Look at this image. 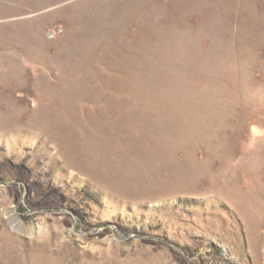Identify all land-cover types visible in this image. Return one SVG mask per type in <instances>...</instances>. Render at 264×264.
I'll return each mask as SVG.
<instances>
[{"label": "rangeland", "instance_id": "rangeland-1", "mask_svg": "<svg viewBox=\"0 0 264 264\" xmlns=\"http://www.w3.org/2000/svg\"><path fill=\"white\" fill-rule=\"evenodd\" d=\"M0 264H264V0H0Z\"/></svg>", "mask_w": 264, "mask_h": 264}]
</instances>
